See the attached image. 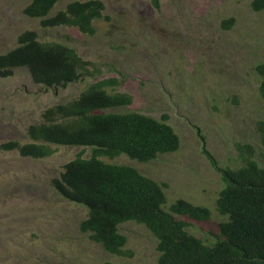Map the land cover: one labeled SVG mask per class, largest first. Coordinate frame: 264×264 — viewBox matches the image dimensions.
I'll use <instances>...</instances> for the list:
<instances>
[{
	"label": "rangeland",
	"instance_id": "rangeland-1",
	"mask_svg": "<svg viewBox=\"0 0 264 264\" xmlns=\"http://www.w3.org/2000/svg\"><path fill=\"white\" fill-rule=\"evenodd\" d=\"M29 1L0 0V54L31 29L41 41L73 47L93 74L64 87L36 84L24 67L0 77V142L30 141L26 127L41 121L45 108L77 97L93 81L120 74V84L107 89L130 94L132 102L105 111L166 114L180 146L147 162L125 154L100 158L166 182V209L178 198L206 206V220L174 216L189 233L211 243L226 216L216 209L223 181L206 151L218 167L236 168L249 144L261 162L254 124L264 119L256 70L264 62V8L254 10L251 0H157V6L153 0H102L109 19L94 21L95 32L88 35L75 27H42L39 18L23 13ZM69 1H58L50 14ZM230 17L231 27L224 28L222 21ZM52 147V155L37 159L0 150V264H155L156 238L143 224L119 225L129 255L108 253L79 231L86 208L59 195L50 181L78 152L88 157L92 148Z\"/></svg>",
	"mask_w": 264,
	"mask_h": 264
},
{
	"label": "trees",
	"instance_id": "trees-1",
	"mask_svg": "<svg viewBox=\"0 0 264 264\" xmlns=\"http://www.w3.org/2000/svg\"><path fill=\"white\" fill-rule=\"evenodd\" d=\"M58 1L30 0L23 13L39 18L42 27H75L88 35L95 32L94 21L109 19L102 0H72L50 14ZM153 2L158 5L157 0ZM251 6L261 10L264 0H251ZM233 21V17L224 19L222 25L229 28ZM89 64L73 47L59 41H41L35 30L27 29L17 36L14 47L0 54V77L11 76L15 68L24 67L34 83L64 87L85 74L92 75ZM256 70L260 74L258 93L264 100V62ZM121 78L118 74L98 79L77 97L45 108L41 121L26 127L30 141H1L0 150H15L21 156L37 159L52 155L54 144L91 147L88 157L78 152L50 182L63 198L86 208L78 229L108 253L130 254L124 249L127 239L119 225L133 220L156 238L159 255L155 264H264V119L254 124L261 144V162L253 158L254 148L249 144L243 151L247 154L243 163L236 168L218 167L205 150L223 181L215 203L218 212L226 216L218 224L215 239L206 243L189 233L184 221L174 216L206 220L210 217L206 206L178 198L166 209V182L132 165L100 158L125 154L147 162L180 146L179 135L166 114L156 118L133 110L105 111L132 102L130 94L107 89L120 84ZM238 148L242 152L241 146ZM100 264L112 263L105 260Z\"/></svg>",
	"mask_w": 264,
	"mask_h": 264
}]
</instances>
